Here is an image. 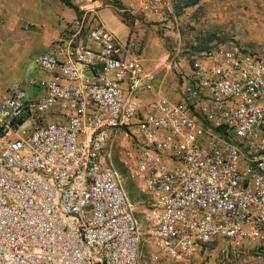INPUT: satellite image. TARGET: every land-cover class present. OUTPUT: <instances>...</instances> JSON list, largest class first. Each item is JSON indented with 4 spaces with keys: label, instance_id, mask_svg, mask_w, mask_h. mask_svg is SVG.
Returning a JSON list of instances; mask_svg holds the SVG:
<instances>
[{
    "label": "built area",
    "instance_id": "2783aa9c",
    "mask_svg": "<svg viewBox=\"0 0 264 264\" xmlns=\"http://www.w3.org/2000/svg\"><path fill=\"white\" fill-rule=\"evenodd\" d=\"M166 65L177 100L142 107L154 90L134 38L88 9L35 58L39 76L0 90V264H137L118 144L150 264H264V47L175 48Z\"/></svg>",
    "mask_w": 264,
    "mask_h": 264
},
{
    "label": "crops",
    "instance_id": "0c3cea01",
    "mask_svg": "<svg viewBox=\"0 0 264 264\" xmlns=\"http://www.w3.org/2000/svg\"><path fill=\"white\" fill-rule=\"evenodd\" d=\"M142 1L0 0V38L8 39L6 64L21 66L20 70L24 66L35 67V58L46 52L50 44L67 34L71 24L84 11L92 9L100 25L120 42L134 38L141 54V65L145 74L150 76V84L154 90L152 93H139L141 106L145 108L158 96L176 101L175 80L168 69L161 67L167 66L171 47L163 39L174 38L171 19L177 18L174 14L176 6L187 13L195 11L197 7L223 8L226 4L224 0H178V5L176 0H170L161 14L146 12L142 15ZM14 80L13 77L6 81L0 79V87L5 89L15 83ZM36 93L32 91L30 95Z\"/></svg>",
    "mask_w": 264,
    "mask_h": 264
},
{
    "label": "rangeland",
    "instance_id": "374dc122",
    "mask_svg": "<svg viewBox=\"0 0 264 264\" xmlns=\"http://www.w3.org/2000/svg\"><path fill=\"white\" fill-rule=\"evenodd\" d=\"M176 2L180 5L178 0ZM224 3L226 5L223 8L197 7L195 11H187V13L180 6H176L174 14L177 18L171 19L174 38L169 40L161 37V39L166 42V45H171L169 50L178 48L195 51L209 46V44L225 41H237L244 46L264 47V0H224ZM207 13H209V17H207ZM7 40L5 37L0 38V79L6 81L13 77L15 78L14 82L20 83L29 77L39 76L34 66H24L20 70L21 66H8L6 64ZM161 67L166 68V66ZM27 68L29 69L27 70ZM3 89L0 87V90ZM120 146L118 144L117 147L111 148L112 166L118 174L121 190L137 224V264H150L149 257L155 251L147 243L145 234V199L135 189L134 183L127 178L122 164ZM218 259L219 255L212 253L209 262L210 264H217ZM198 264H202V262L198 261Z\"/></svg>",
    "mask_w": 264,
    "mask_h": 264
},
{
    "label": "water",
    "instance_id": "95a60500",
    "mask_svg": "<svg viewBox=\"0 0 264 264\" xmlns=\"http://www.w3.org/2000/svg\"><path fill=\"white\" fill-rule=\"evenodd\" d=\"M78 68H80V66H78ZM82 73H83V75H85L87 77H91L93 75V73L91 71H84Z\"/></svg>",
    "mask_w": 264,
    "mask_h": 264
},
{
    "label": "trees",
    "instance_id": "16d2710c",
    "mask_svg": "<svg viewBox=\"0 0 264 264\" xmlns=\"http://www.w3.org/2000/svg\"><path fill=\"white\" fill-rule=\"evenodd\" d=\"M205 48V47H204ZM201 49H203V48H201ZM200 50V49H199Z\"/></svg>",
    "mask_w": 264,
    "mask_h": 264
}]
</instances>
